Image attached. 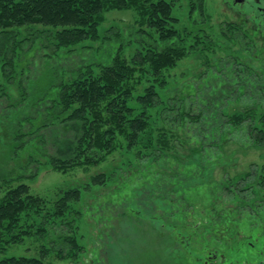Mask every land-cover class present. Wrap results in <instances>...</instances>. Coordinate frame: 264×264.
Listing matches in <instances>:
<instances>
[{
    "label": "rangeland",
    "instance_id": "rangeland-1",
    "mask_svg": "<svg viewBox=\"0 0 264 264\" xmlns=\"http://www.w3.org/2000/svg\"><path fill=\"white\" fill-rule=\"evenodd\" d=\"M203 2L205 21L197 17L196 11L192 17L191 0H175L176 26L180 30H198L199 46L164 73V82L156 84L159 99L148 109L149 132L143 133L140 142L144 146L149 136L155 140L164 132L173 141L170 144L173 148L166 150V154L145 150L142 155H136L137 147L126 149L124 144L111 154L100 153L104 157L98 163L72 168H55L48 157L35 152L43 149L47 155L55 156L58 144L61 152L57 151V155L64 156L69 148L60 142L64 138L60 127H65L69 138L74 136L69 131L72 128H66V122L51 118L43 109L38 108L39 116L34 108L28 114L27 102L32 92L46 87L54 75L58 79L53 82L51 94L56 91V84L71 76V70L77 66L94 63L98 69L97 64H105L107 54L120 43L118 33L127 44L123 49L126 55L131 56L142 48L136 41L128 42L136 13L133 10L107 12L99 27L98 41L88 39L56 49L47 39L48 27L12 28L17 38L25 36L29 40L19 50L15 69L0 72V84L5 88V94L0 97V197L10 186L25 182L32 193L46 198L47 204L41 211L42 216L30 214L31 220L42 217L43 232L8 246L0 253V260L12 255L38 256L41 249H47L44 264H191L195 256L200 260L192 264H264V197H261L264 186L257 179L264 174V146L250 145L247 123L241 128L229 129V134L224 135L227 140L224 155L214 153L205 158V169L200 173L207 175L204 182L187 181L192 179V166L187 159L176 162L174 158L190 152L188 147L193 144L192 137L197 131L191 128L200 125L190 120L189 115L184 117L182 110L194 116L198 110L205 111L207 106L202 102L207 104L205 99L212 97L227 113L247 107H255L259 113L264 111V41L249 24L237 20L240 18L221 0ZM213 34L218 38L213 40ZM146 84L143 81L136 94ZM216 91L218 99L212 95ZM210 113L222 118L218 111ZM26 116L29 119L24 121L25 132L30 127L35 130L41 127L43 119L47 122L39 131L45 144H38L35 134L24 136L21 144L16 138L9 141V130L1 128L2 124L10 118L23 121ZM49 119L53 123L46 125ZM56 121L58 126L54 127ZM205 121L209 124L210 118ZM225 155L230 157L229 161L223 159ZM220 162H227L226 169ZM245 171H252L248 184L255 187L250 191L234 188L235 196H224L227 174ZM99 174H104L105 183L93 185V176ZM71 188L81 192L79 199L71 203L72 209L63 218L47 215L52 211L53 202ZM255 190L261 192L256 199ZM230 201L235 204L232 230L223 226L225 222L212 220L213 206L219 209ZM244 203L248 204L245 208L241 206ZM174 224L188 232L185 234L188 242L174 238ZM64 237H74L81 248L71 252L64 245ZM58 249H64L62 259L57 256Z\"/></svg>",
    "mask_w": 264,
    "mask_h": 264
},
{
    "label": "trees",
    "instance_id": "trees-1",
    "mask_svg": "<svg viewBox=\"0 0 264 264\" xmlns=\"http://www.w3.org/2000/svg\"><path fill=\"white\" fill-rule=\"evenodd\" d=\"M174 3L175 0H0V72L15 69L14 61L19 57V50L23 49L24 43L29 40L25 36L17 38V33L12 28H31L37 25L48 27L47 39L56 49L74 46L88 39L98 41L101 38L99 27L105 21L107 12L133 10L137 16L133 22L137 27L133 26V30H130L129 34L132 36L128 42L136 41L142 48L137 49L131 56L124 53L123 49L127 44L123 42L122 35L118 33L116 37L120 39V43L110 54H107L105 64L96 65L98 69L94 68V63L81 64L71 70V76L65 79L60 77L61 82L57 83L56 87L53 86L56 88L53 94L50 93L53 89L51 87L57 81V75H54L55 78L46 87L32 92L26 106L28 114L30 109L34 108L39 116L41 112L39 113L38 110L43 109L49 112L51 118L66 122V128H72L69 131L74 133L73 138L66 137L65 127H60L64 137L60 139V142L62 141L67 146L66 148H69V152L64 153V156L57 155L59 154L57 151L61 152L58 144L54 145L56 154L53 155L55 156L47 155L43 149L36 150L37 155L48 157L49 163L55 168H72L76 165L98 163L100 158L111 154L124 144L126 149L137 147L136 155H142V151L145 150L160 151V154H166L168 149L173 148V146L170 147L173 141L171 142L164 132L156 136L155 140L149 136L144 146H141L140 142L143 133L149 132L148 109L154 107L156 100L159 99L156 84L164 82V73L174 68L190 50L199 46L196 39L200 33L198 30L187 28L180 30L176 26L178 20L173 14ZM204 10L203 0H191L192 17L196 16L194 14L196 11L199 19L207 20ZM216 37L217 35L213 34V40ZM143 81L148 84L142 88V92L136 94ZM217 92L212 93L214 99H218ZM134 93L136 94L135 103L131 105ZM3 94H5V88L0 84V97ZM205 100L208 101L207 104L205 101L202 104L207 106L206 113L201 109L191 116L193 114H187L182 110L184 117L189 115L190 120L200 125L191 128V130L196 128L197 131L193 137L191 136L193 144L188 147L190 152L183 156H174L176 162H183L187 159L189 165L192 166L191 174L189 173L192 179L187 180L186 178L191 183H195L196 179L198 182L205 181L207 175L200 174L205 169L203 168L204 160L214 153L223 154L225 152L224 145L227 140L224 135L229 134V129L241 128L247 123L245 127L250 145L257 148L264 146V111L259 113L255 112V107H247L231 114L225 112L220 104L214 103L212 97ZM211 104L213 107H210ZM13 106L15 104L9 106V109ZM217 111L222 116L221 119H218L216 114L210 113H217ZM206 114L210 118L209 124L205 121L208 118ZM29 116H26L23 121L18 120V117L16 120L7 119L8 121H5L1 128L9 130V141L12 139L14 141L16 138L20 143L24 136L35 134L37 143L45 144L39 131L47 122H43V119L41 127L36 130L30 127L25 132L24 121L29 119ZM49 120L50 122L46 125L53 123L52 119ZM68 122L72 124L69 125ZM53 125L57 127L58 121ZM224 127L227 128L223 129ZM52 128L50 130L54 132ZM100 153L104 156H99ZM30 157L33 159L32 156ZM152 157L155 160L158 159L155 156ZM223 157L227 161L230 160V157L226 155ZM226 163L220 162L219 164L226 169ZM250 175L252 171L235 175L228 173L225 177L224 196H229V198L235 196L234 188H241L244 191L254 188L255 184H248ZM257 179L258 183L264 186V174ZM92 183L93 185L105 183L104 174L93 176ZM80 193L78 188L64 191L53 202L52 211L47 212V215L52 216L51 218H63L69 209H72L71 203L79 199ZM259 194L261 192L255 190L254 198L256 199ZM261 197H264V193ZM46 204L47 199L32 193L25 182L10 186L5 191L0 197V253L8 246L21 242L27 236L43 232L42 217L31 220L30 214L35 213L37 216H42L41 211L46 209ZM247 205L244 203L241 206L245 208ZM224 206L219 209L213 206L212 220L225 222L226 225L223 224V226L232 230L235 226L233 223L235 204L230 201ZM181 228L174 224V238L186 243L188 236L186 237L185 234L188 232ZM64 245L70 247L71 252L81 248L74 237H64ZM200 246L202 247L201 244ZM47 255L48 250L41 249L38 256L12 255L1 259L0 264H44ZM57 256L62 259L64 249H58ZM197 260L200 258L195 256L190 262L192 264Z\"/></svg>",
    "mask_w": 264,
    "mask_h": 264
},
{
    "label": "flooded vegetation",
    "instance_id": "flooded-vegetation-1",
    "mask_svg": "<svg viewBox=\"0 0 264 264\" xmlns=\"http://www.w3.org/2000/svg\"><path fill=\"white\" fill-rule=\"evenodd\" d=\"M240 22L249 24L264 41V0H221Z\"/></svg>",
    "mask_w": 264,
    "mask_h": 264
}]
</instances>
